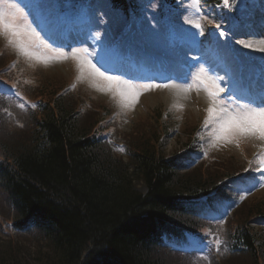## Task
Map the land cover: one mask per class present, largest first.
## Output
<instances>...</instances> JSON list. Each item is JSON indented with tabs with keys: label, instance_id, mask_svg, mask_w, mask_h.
I'll list each match as a JSON object with an SVG mask.
<instances>
[{
	"label": "trees",
	"instance_id": "obj_1",
	"mask_svg": "<svg viewBox=\"0 0 264 264\" xmlns=\"http://www.w3.org/2000/svg\"><path fill=\"white\" fill-rule=\"evenodd\" d=\"M112 3L125 10L123 0ZM5 54L0 49V61L7 60ZM57 85L47 84L49 93H42L43 83L36 87L39 97H50L41 100L37 113L20 120L0 116L5 217L31 232L34 244L49 249L53 261L49 264H165L170 259L177 264L196 263L164 247L161 237L177 236L176 229L193 231L196 221L185 203L205 195L220 179L240 173L242 167L235 165L231 172L221 169L208 178L193 176L192 171L201 168L179 172L176 161L164 153L169 136L160 115L153 116V124L138 130V140L129 143L114 120L104 118L109 107L88 100L77 104L78 94L54 91ZM15 131L17 136L5 135ZM104 132H112L111 137L102 138ZM120 150L122 156L117 158ZM123 157L127 162L121 161ZM135 182L145 185L147 192H137ZM247 204L228 223L227 243L218 252L211 251L205 264L236 259L264 264V230L252 227L264 218V205L256 203L243 215L241 209ZM5 254L9 253L0 252V264H7Z\"/></svg>",
	"mask_w": 264,
	"mask_h": 264
},
{
	"label": "rangeland",
	"instance_id": "obj_2",
	"mask_svg": "<svg viewBox=\"0 0 264 264\" xmlns=\"http://www.w3.org/2000/svg\"><path fill=\"white\" fill-rule=\"evenodd\" d=\"M44 2L39 3L38 8L40 10H38L37 14L40 17L52 18L53 14L51 12L48 14L41 12L46 9L44 8ZM8 4L7 1L0 0V6ZM46 4L48 9L53 7L51 3ZM238 14L239 16H243V14L251 15L255 23L253 29L261 33L249 40L239 42L238 46L241 50H246L250 56L264 59V30L260 29L259 25L260 19L263 18L264 20L263 13L256 7V4H253L250 9L243 7ZM17 17V26L24 30L20 36L12 37L0 28V49H4L6 54H8L6 56L7 60L3 59L0 61V68L10 62V69L7 71L11 80L9 82L17 86L18 84L29 86L32 100H42L43 102H47L45 101L46 99L50 100L49 96L39 97L34 91L42 83L44 84L42 93L50 92V90L46 89L47 84L57 83L58 87L54 91L60 89L61 92H70V86V89L77 91L73 93L74 96L76 94L79 95L78 97L75 96L76 98L74 97L77 104L82 103L83 100H88V104L102 103L109 107L110 112L108 115L112 113L111 117L117 119L118 127L125 132L127 139V136H129V143L137 141L140 137L138 130L149 128L153 124L150 119L158 114L161 116L160 123L166 124L170 129L174 130L165 142L164 153L167 156L184 148V144L187 142L186 134L196 124L199 127L200 140L205 144V151L211 152L220 161L212 168H201L197 171L195 170V172L192 171L194 173L193 176L208 178L215 176L221 169L223 171L226 169L233 171L235 165H242L243 157L249 155H247V152L258 150L259 156L260 154L262 155L260 156V161H258L254 173H251L245 179V188L241 190L243 196L246 193H252L251 200L248 201L249 205H244L241 212L244 215L256 203H263L264 205V187L260 190L254 187L264 177V136H261L258 130L240 131L235 123H231L232 119L236 118V122L248 126L249 122L245 117L251 115L253 109L261 107L239 106L238 104L227 105L216 101L214 96L209 95L210 92H215L216 88L202 70H197L193 78L182 85L137 84L130 78L106 80L104 77L93 73L92 68L87 63V59L82 56L80 51L78 55L82 59H75L71 55L72 51L65 53L48 46L45 47L46 43L30 29L24 16L18 13ZM189 17L191 18L190 22L196 25L188 28L185 33L194 40L190 44L193 47H198L200 41L204 40L207 33L205 18L200 19L197 16L192 17L190 15ZM109 18L110 16L103 14L100 10H95L94 19L92 18V24L88 28L85 44L87 45L88 43L87 48L96 63H98L99 57L101 60V57L106 55L105 51L97 48L94 42L99 38L102 47L105 48V45H108L106 43L108 41L103 34L110 33V25L107 21ZM49 27L51 30H55L54 25L51 24ZM150 28L152 30L144 31V35L140 39H144L149 46L161 51L165 56H170L172 54L171 50L164 44L161 33L153 25ZM115 43H117L115 40L111 42V44ZM21 44H24L35 55H24L19 47ZM100 52L101 55H99ZM61 53L67 55H61ZM38 56L43 58L38 59ZM107 59L106 57L105 60ZM98 64L100 65V63ZM21 77L24 78V81L21 80ZM169 91L170 93H168ZM21 106L26 107L28 104H22ZM209 108H213L214 111L209 113ZM108 115L104 116V118L106 119ZM254 118L258 125L260 117L255 115ZM222 125L225 126L226 130H221ZM109 130L115 131V128L111 127ZM5 135L12 138L17 136L18 132H7ZM2 138L4 136L0 133V139ZM116 156L119 158L120 154ZM121 161L127 162V159L123 157ZM229 162H231V165H229ZM226 164L229 166L226 167ZM202 170H206L208 173ZM133 185L137 192L145 194L144 185L141 182H135ZM204 214L208 215L210 213L209 211H204ZM3 216L5 215L3 214ZM0 217H2L1 214ZM0 228H4L5 232L9 233L8 228L1 219ZM21 237L8 238L7 235L0 233V243H2L0 244V252L9 253L8 255L5 254L8 259L3 261H6L7 264H49L53 262L49 249L46 250V248L34 244L33 241L25 240ZM175 262L176 260L171 261V259L164 261L165 264H177ZM194 264H205V262L199 261ZM226 264L248 263L247 260L238 261L236 259L230 260Z\"/></svg>",
	"mask_w": 264,
	"mask_h": 264
},
{
	"label": "snow or ice",
	"instance_id": "obj_3",
	"mask_svg": "<svg viewBox=\"0 0 264 264\" xmlns=\"http://www.w3.org/2000/svg\"><path fill=\"white\" fill-rule=\"evenodd\" d=\"M30 3H31V0H16V4H8L6 6H0V28H2L5 33L10 34L12 37L20 36L24 30L17 26V19H18L17 14L22 11V8L17 7V5L23 4L24 7H28ZM220 35H223V33H220ZM41 43L43 42L41 41ZM19 47H20L21 52L24 55L26 56L35 55V53L30 52L24 44L19 45ZM45 47H47V45H45ZM79 51H80L79 49H73L71 52L72 57L75 59H82L78 55ZM61 55H67V54L61 53ZM37 58L39 59L43 57L38 56ZM87 63L92 68L94 74L102 76L104 77V79L109 80V81L119 79L118 77L105 76L103 72H100L99 68H96L95 65L91 64V61H87ZM98 63H100L103 66V64L101 63L100 57L98 58ZM219 91L223 92L224 89L220 88ZM209 95L215 96L216 93L210 92ZM208 111L209 113H212L214 109L209 108ZM255 115H258L260 117L258 125L254 118ZM245 119L249 122L248 126L239 124L238 122H236V118H233L231 123H235L236 127L239 128L240 131H257L258 130L260 135L264 136V107H261L259 109H253L252 114L245 117ZM221 130L222 131L226 130L224 125L221 126Z\"/></svg>",
	"mask_w": 264,
	"mask_h": 264
},
{
	"label": "bare ground",
	"instance_id": "obj_4",
	"mask_svg": "<svg viewBox=\"0 0 264 264\" xmlns=\"http://www.w3.org/2000/svg\"><path fill=\"white\" fill-rule=\"evenodd\" d=\"M205 45H206V44H205ZM205 45H204V47H205ZM168 93H170V91H169ZM167 96H169V95H167ZM144 189H145V193H146V192H147V188H146L145 185H144ZM25 221H26L27 223H33L31 218H27V219H25ZM18 223H19V222H17L16 225H18ZM180 249H184V250L191 251L190 249H186V248H184V247H180Z\"/></svg>",
	"mask_w": 264,
	"mask_h": 264
}]
</instances>
